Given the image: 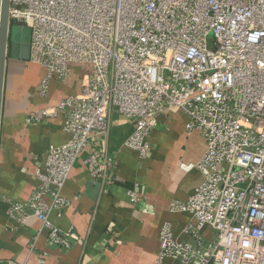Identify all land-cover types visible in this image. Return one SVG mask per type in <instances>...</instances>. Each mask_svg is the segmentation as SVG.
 Segmentation results:
<instances>
[{
  "label": "built area",
  "instance_id": "2783aa9c",
  "mask_svg": "<svg viewBox=\"0 0 264 264\" xmlns=\"http://www.w3.org/2000/svg\"><path fill=\"white\" fill-rule=\"evenodd\" d=\"M17 23L31 30L28 61L46 70L41 96L71 64L90 70L79 92L25 115L26 123L62 115L66 140L48 145L36 187L10 203V219L34 216L50 244L69 250L75 233L50 215L71 205L62 189L89 139L108 134L117 113L132 124L124 146L145 159L151 130L177 108L185 131L204 139L194 164L204 177L170 202L191 220L181 236L162 224L157 261L264 264V0H10L9 25ZM83 162L92 180L109 182V155ZM127 196L139 200L136 188Z\"/></svg>",
  "mask_w": 264,
  "mask_h": 264
},
{
  "label": "crops",
  "instance_id": "0c3cea01",
  "mask_svg": "<svg viewBox=\"0 0 264 264\" xmlns=\"http://www.w3.org/2000/svg\"><path fill=\"white\" fill-rule=\"evenodd\" d=\"M85 64H71L63 81L53 79L41 96L38 85L46 70L30 61H7L0 117V264L9 260L27 264H175L157 261L159 232L164 222L180 235L191 220L186 213H172L169 204L185 199L204 177L194 168L205 150L198 131L187 133L181 110L170 108L151 130L150 151L145 159L124 146L132 124L113 113L108 134L93 135L74 164L62 195L71 205L55 212L50 220L77 237L64 250L52 245L41 221L30 215L24 223L10 219L11 202H24L36 187L34 170L41 167L50 144L66 140L62 115L26 123L28 112L54 105L80 90ZM90 153L112 158L109 182L92 180L83 159ZM136 188L139 200L132 203L129 189ZM208 235V232L206 231Z\"/></svg>",
  "mask_w": 264,
  "mask_h": 264
},
{
  "label": "water",
  "instance_id": "95a60500",
  "mask_svg": "<svg viewBox=\"0 0 264 264\" xmlns=\"http://www.w3.org/2000/svg\"><path fill=\"white\" fill-rule=\"evenodd\" d=\"M10 0H0V117L7 61H28L30 28L21 23L9 25Z\"/></svg>",
  "mask_w": 264,
  "mask_h": 264
}]
</instances>
